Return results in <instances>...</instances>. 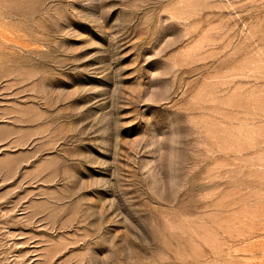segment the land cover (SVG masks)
Returning <instances> with one entry per match:
<instances>
[{"label": "rangeland", "instance_id": "374dc122", "mask_svg": "<svg viewBox=\"0 0 264 264\" xmlns=\"http://www.w3.org/2000/svg\"><path fill=\"white\" fill-rule=\"evenodd\" d=\"M0 264H264V0H0Z\"/></svg>", "mask_w": 264, "mask_h": 264}]
</instances>
